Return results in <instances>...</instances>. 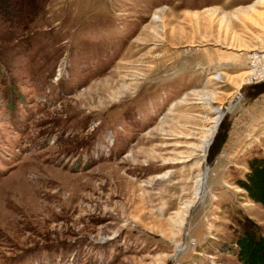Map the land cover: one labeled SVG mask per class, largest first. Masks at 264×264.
I'll return each instance as SVG.
<instances>
[{"label":"rangeland","instance_id":"374dc122","mask_svg":"<svg viewBox=\"0 0 264 264\" xmlns=\"http://www.w3.org/2000/svg\"><path fill=\"white\" fill-rule=\"evenodd\" d=\"M260 48L264 0H0V264H240Z\"/></svg>","mask_w":264,"mask_h":264},{"label":"trees","instance_id":"16d2710c","mask_svg":"<svg viewBox=\"0 0 264 264\" xmlns=\"http://www.w3.org/2000/svg\"><path fill=\"white\" fill-rule=\"evenodd\" d=\"M247 171L236 184L244 190L246 196L264 207V157L251 156L247 161ZM233 254L240 264H264V236L255 226L244 223L240 235L233 242Z\"/></svg>","mask_w":264,"mask_h":264},{"label":"built area","instance_id":"2783aa9c","mask_svg":"<svg viewBox=\"0 0 264 264\" xmlns=\"http://www.w3.org/2000/svg\"><path fill=\"white\" fill-rule=\"evenodd\" d=\"M247 78L260 80L264 78V48L252 50L246 58Z\"/></svg>","mask_w":264,"mask_h":264},{"label":"bare ground","instance_id":"6f19581e","mask_svg":"<svg viewBox=\"0 0 264 264\" xmlns=\"http://www.w3.org/2000/svg\"><path fill=\"white\" fill-rule=\"evenodd\" d=\"M215 112V111H214ZM217 113H219V115H221V113L220 112H218V110L216 111ZM219 117H215V121H214V125H213V127L211 128V134L210 135H207L206 136V138L204 139V140H202V142H203V146H202V149H203V151H205L206 150V147L208 146V144H209V142H210V140H211V137H212V132H214V129H215V127H216V124H217V122L219 121Z\"/></svg>","mask_w":264,"mask_h":264}]
</instances>
